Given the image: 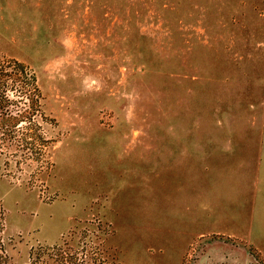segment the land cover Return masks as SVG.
Segmentation results:
<instances>
[{"label": "rangeland", "instance_id": "obj_1", "mask_svg": "<svg viewBox=\"0 0 264 264\" xmlns=\"http://www.w3.org/2000/svg\"><path fill=\"white\" fill-rule=\"evenodd\" d=\"M0 57L40 94L0 139V264H264V0H0Z\"/></svg>", "mask_w": 264, "mask_h": 264}, {"label": "trees", "instance_id": "obj_2", "mask_svg": "<svg viewBox=\"0 0 264 264\" xmlns=\"http://www.w3.org/2000/svg\"><path fill=\"white\" fill-rule=\"evenodd\" d=\"M38 90L36 76L26 68V64L17 59L0 57V139L15 131L16 124H11V121L29 118L39 108ZM31 129V126L27 127V133ZM3 145L0 140V148ZM28 145V141L23 144ZM73 262L67 261V264Z\"/></svg>", "mask_w": 264, "mask_h": 264}, {"label": "crops", "instance_id": "obj_3", "mask_svg": "<svg viewBox=\"0 0 264 264\" xmlns=\"http://www.w3.org/2000/svg\"><path fill=\"white\" fill-rule=\"evenodd\" d=\"M183 133L187 134L188 132H183V131H178V130H172L169 132V141L167 143V146H168V149L170 151H173V152H169V162L171 165L175 166L176 164H178L179 162H181L182 160V153L178 154L180 148L179 146L181 145H178V141L177 139L178 138H181L182 137H189V138H192L194 135V133H189V135H182ZM196 135L194 136L195 138L197 137V133H195ZM171 139V140H170ZM189 146L192 148V141L190 140L189 141ZM195 151H197V144L195 143ZM162 157V155H161ZM195 159V160H194ZM194 162L196 163L197 162V156L195 155L194 156ZM174 168V167H173ZM168 207L169 209H171V206L173 205V209L174 211L177 210L178 208L177 207V204L179 202V197H180V194H181V186L182 184H179V181H178V176H177V172L174 168L173 170V174H171V172L168 174ZM196 179V178H195ZM162 183V182H161ZM165 183V181H164ZM166 194V191L164 192ZM173 202V203H172ZM176 214V212H175Z\"/></svg>", "mask_w": 264, "mask_h": 264}]
</instances>
